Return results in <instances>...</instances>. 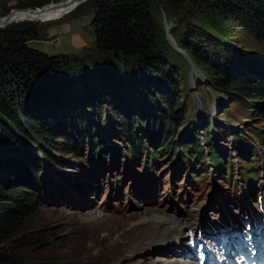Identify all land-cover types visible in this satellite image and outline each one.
Masks as SVG:
<instances>
[{
    "label": "trees",
    "instance_id": "1",
    "mask_svg": "<svg viewBox=\"0 0 264 264\" xmlns=\"http://www.w3.org/2000/svg\"><path fill=\"white\" fill-rule=\"evenodd\" d=\"M185 1L187 0H165L171 7L178 6ZM188 1L199 6L205 5L214 13L232 18L240 32L251 37L264 50V0ZM152 3L153 0L92 1L94 17L91 25L95 34L94 51L101 59L100 62L103 64H105L104 62L110 64L115 62L120 65L122 63L128 64L129 60H131L130 62L135 61L137 65L132 64V66L142 68V71L149 78L158 79L162 85L173 88V91L170 92L168 87L160 89L158 84L152 88L150 85L142 86L145 88L141 91L142 93H135V95H139L137 100H141V102L134 100L137 105L133 109L129 106L128 109L124 107L127 99L125 96H128L129 99L132 91L124 93L132 89L138 81L131 85L129 79L119 78L117 81L118 88L113 90L115 92L113 94L107 88L104 75L100 73L98 76L100 83L95 81L96 85L91 84L98 87L96 92L102 93L105 87L108 89L101 96L98 93L95 94L96 103L100 106L101 114L100 111L98 114L102 116L103 126L102 124L99 125V120L95 115H92L88 122L80 116L82 113L79 109H77L79 113L74 110V112L67 114L64 110L63 115L57 113L52 115L51 123L55 126L53 129L44 125L37 113L41 114L43 118L45 113H52L53 109L47 108L46 103L59 88L60 91L63 90V83L60 79H63L64 75L67 74L65 68L68 67L69 71L71 67L74 69L76 65L72 60L76 61V59L71 60L67 55L48 56L29 47L27 45L29 41L40 39V28L33 22L11 23L0 28V173L5 174V179L0 180V264H31L23 255L19 254L20 250L35 246L47 248L48 234L41 230L35 231L25 228L30 214V202L38 198L36 187H46L50 181L53 182L51 175L45 174L44 168L47 169L48 164H58L57 159L52 153H49L50 151L43 152L40 144H37V139L52 146L58 144L57 141H61L62 143L59 142L60 144H58L60 149L57 152L74 155H77L79 149L87 142L91 151L90 157L93 158L97 154L111 153V157L112 155H119L127 149V145L129 152L134 156L142 155L147 148L146 153L153 150L152 154H154L155 150L161 147L167 149L178 147L177 142L174 141L173 132L180 125L186 123L185 109L184 111L183 109L180 111L176 109L177 106H180L178 104L181 101L178 87L179 84H183L182 81L177 82L176 72L172 75L168 74L169 64L158 54L156 38L153 34L155 23L152 21L151 15ZM44 4H47L46 0L26 1L23 4H18V6L16 4L6 6V9L2 11H5L4 14H6L13 7L26 8ZM187 30L186 36L191 37L197 43L196 45L209 47V52L212 53V55H205V52L197 48L196 45H190L186 42L178 43L196 68L203 73V76H206L204 78L207 81L208 77L213 80V86L206 84L211 94L226 104L229 99L237 102L236 105L244 111L250 110V101L258 98L264 99V71L257 62H254L255 65L253 66L255 67L250 65H247L248 68L242 67V55L237 57L240 53L238 49L217 48L219 41L214 36L198 29L188 28ZM215 32L218 33V36L221 35L220 29H216ZM223 51H225V55H223ZM257 60L264 61V57ZM68 62L70 63L68 64ZM62 66L64 67L62 68ZM144 94L147 98L144 101L146 105L142 104ZM203 95L204 93L199 94L200 98ZM114 96V99H117L116 101L123 106L117 108L116 105L115 111L110 107L109 101ZM222 96L228 97L227 100ZM65 99L63 98L64 101ZM70 100L75 101L76 95L72 96ZM182 102L184 107H190L193 110L190 104H186L185 99ZM219 106L221 107V105ZM84 107L86 110L93 111L88 104ZM135 108L136 110H134ZM210 115L211 120L212 114L210 113ZM227 115L230 116V114ZM18 118L22 121H19ZM92 120L97 126H95L96 130L91 124ZM242 122L243 127L248 128L247 131L254 132L260 140L263 138L261 133L251 126L249 129V125L243 120ZM209 123L207 119L202 122L206 128H203L204 141H200V134L197 131L195 134L194 128L190 127V129L186 128V131L183 130L180 143L183 148L195 152L201 160L205 159L203 152L206 148L210 160L217 169L220 158L211 141V134L216 136V133L210 132ZM211 123L213 125L216 122ZM235 123L239 122L235 120ZM216 125L215 128L222 133L218 123ZM26 127L31 130H27ZM118 127L126 135L124 141L122 140L126 146L121 152H118L119 149L113 152L111 150L116 148L115 146H119L116 143L119 142L118 138H121ZM170 128H172L171 132L169 131ZM142 129L145 134L140 138L139 131L142 132ZM230 129L234 137L247 139L238 127H230ZM28 140L32 143L36 142L38 148H32ZM145 140L147 143L144 145ZM31 153H35L37 160L31 156ZM40 153L43 160L40 158ZM25 173L26 175H24ZM2 182L23 183L26 187L24 189L5 190ZM252 188L255 189V185ZM68 263L62 259L49 258L41 260L38 264Z\"/></svg>",
    "mask_w": 264,
    "mask_h": 264
},
{
    "label": "rangeland",
    "instance_id": "2",
    "mask_svg": "<svg viewBox=\"0 0 264 264\" xmlns=\"http://www.w3.org/2000/svg\"><path fill=\"white\" fill-rule=\"evenodd\" d=\"M7 1H12L13 5L16 4L18 6V4H23L26 1L36 0H0V17H3L7 14H4L5 11H2L6 9L8 3ZM51 1L60 2L61 0H46L47 3ZM92 1L93 0H87L86 2L80 4L72 12L67 13L58 20L56 19L46 22L23 20L12 22V24L19 22H33V24L38 25L40 28V39L29 41L27 43L29 47L37 49L48 56L67 55L71 60L76 59V61L72 60L76 65L74 66V69L71 67L69 71L68 67L65 68L67 74L64 75L63 79H60V81L63 83V90L60 91V88L58 91L54 90L56 91L54 96L50 97L48 102L46 101V107L48 106L47 108H52V113H45L43 118L41 114H38L37 111L33 109V111L37 113V116H39L38 118H41V122L51 129L55 127L51 123L52 115L55 113L63 115L64 110H66L67 114L74 112V110L76 113H79L77 109H79L80 113H82L80 116L85 118L88 122L91 120L92 115H95L99 120V125L102 124L103 126L101 118L102 116H100L101 110L99 104L96 103L95 94L98 93L99 96H101L107 92L108 89L111 90L113 94H115L113 90L118 88L117 81H119V78L129 79L131 85H134V83L138 81V83L133 87L135 91L133 88L129 91L124 90V94L132 91L129 99L128 96L123 94L125 97H127L124 107L128 109L129 106L133 109V107L137 105V101L139 103L141 102V100H137L139 95H135V93L138 92L140 94V92L145 89L142 88V86L146 87L147 85H150L152 88L158 84L160 89L168 87L167 89H169L170 92L171 90L173 91V88H170V86L167 85H162L158 79L149 78L148 75L142 71V68H135V66H132V64H136L135 61L130 62L131 60H129L127 62L128 64L122 63L120 65L115 62H111L112 64L106 62L103 64L100 62L101 59L98 58L96 52L94 51L95 34L91 25V21L94 17ZM209 9L210 8H207L205 5H195V3L188 0L175 7L169 6L165 0H153L152 3L151 15L152 21L155 23V31L153 34L156 38L155 42L156 48L159 51L158 54L169 64L168 74L172 75L176 72L175 76L177 82L180 83V81H182L183 84H179L178 87L181 103L179 102L178 105L180 106H177L176 109H179V111L182 109L184 111L185 109L186 123H184V125H180L176 130L177 132H173L174 141L180 144V136L183 134V130L186 128L190 129V127L194 128L195 134L196 131L198 134H200V141H202L203 136H205L203 135L202 130L203 128L206 129L202 125V122L207 119L208 122H210V132L216 133V136L211 134L212 144L219 146L218 150H222L224 154H226L234 141L236 154L242 160L250 164V166L254 168L255 171H258L259 179L257 180L255 187L258 188L260 192H262L264 188V180H261L260 178L262 176L264 177V165L262 162L264 158L261 160L259 159V166H256L257 156L259 154L255 148L249 145V142L255 138L260 143L264 144V99L258 98L257 100L250 101L251 108L248 111H244L241 107L236 105L237 102L230 101V99L227 104L226 102L223 103L222 100H218L214 94L210 93V89L206 85L211 84L213 86V80L208 77L207 81V79L204 78L206 76L202 77L203 73L196 68L195 64L191 60L187 61L185 56L186 52L180 47L178 43L186 42L190 45H196L197 43L193 41L191 37L186 36V31H188V28L198 29L201 32H207L211 36H214L215 39L219 41V43H217V48L222 47V49L229 48L231 50L238 49L240 53H238L237 57L242 55V67L245 66L248 68L249 66L247 65L253 66L255 65L254 62H257L263 71L264 62L258 61L257 59L264 57V50H262L260 48L261 46L255 43L251 37L243 35V33L240 32L236 22L232 18L225 17L223 14L214 13L213 11H210L211 9ZM216 29H220V36H218V33L215 32ZM55 39H57V43L54 41ZM171 39L173 41H171ZM196 46L205 52V55H212V53L209 52V47L202 45ZM223 52V55H225V51ZM69 63L70 62H68V64ZM63 67L64 66H62V68ZM100 73L104 75L108 88L107 89L105 87L102 93L96 92L98 87L92 86V84L96 85L95 81L100 83L98 77ZM200 76L206 81L205 84H201L204 80H202ZM192 78L196 84V87H200V92L204 93L200 102H196V108H198V110L200 109L201 112V106L204 107L202 113H200L197 109L193 112L190 107H184L182 102L184 99L186 104H190V102H192V95L187 96L184 93L185 84H193V82L190 81ZM91 80H93V82H91ZM59 85L61 86V83ZM174 91L177 94L176 90ZM74 95H76V100H70ZM194 95L200 97L195 91ZM222 97L226 100L228 98L224 96ZM63 98H66L65 101ZM114 98L115 96L111 99L109 98L110 107H112L113 111L116 110V105L117 108L123 107L116 101L117 99ZM146 99L147 98L144 94L142 97V104L146 105L144 102ZM214 102H216L218 106L221 105V107L213 105ZM87 104L93 111H90L89 109L86 110L84 105ZM134 110H136V108ZM99 111L100 114H98ZM212 111L215 112V118L211 117L210 120L209 115ZM226 113L230 114V116H228ZM18 120L22 121L19 118ZM235 120L239 123H235ZM242 120L244 123L249 125V129L251 126L253 129L261 133L263 138L260 140V138H258L254 132H251V130L246 131L242 125ZM211 122L216 123L212 125ZM217 123L222 133H220L219 130L215 128ZM91 124H93L94 130H96L97 126L93 123V120ZM234 125H237L238 128L241 127L240 129L247 139H243L238 136L237 138L236 136L234 137V135L230 132V127H234ZM99 127L102 129L101 126ZM26 129L29 130L30 128L26 127ZM115 129H117V127H115ZM169 131L171 132L172 128H170ZM118 133L121 138H118L119 142L116 144L119 146H115L116 148L111 150L113 152L118 149L120 150L118 152H121L123 151V147L126 146L122 142V140L124 141L126 135L120 127H118ZM139 133L140 138H142L145 134L143 129L142 132L139 131ZM55 134H57L56 131ZM37 140L39 142H37V144H40V148H42L43 152L50 151L49 153H52V155L58 161L57 165H49L47 163L48 168H44L45 174H50L53 178V182H59L66 193L74 200L80 201L83 205L87 204L89 201L84 197V194L87 191L94 190V183L96 181L94 171L90 166H87L90 164L89 157L91 153L88 143L85 142L84 146L79 149V153L74 155L60 154L57 152L60 149L58 144H60L59 142L61 141H57L58 144L52 146L51 144H46L40 139ZM28 142L31 144L32 148H38L36 142L32 143L30 140H28ZM146 143L147 141L145 140L144 145ZM126 148L127 149H125V153L123 152L121 156H126L125 159H123L125 162L129 163L130 168L124 161L119 163L107 161L99 163L97 167L100 169L101 175L105 171V176H122L123 179L128 176L129 172L131 174V167L135 168L134 173L127 177L128 181L124 184L120 198L121 201L117 207L121 210L120 212L124 211L126 213H137L120 215L103 213V203L101 202V199H103L102 196L98 197V201H95L96 199L93 200V203L87 208H83L81 205H75L71 203L70 200L67 201L64 195H57L54 198L44 196V193L40 190L41 187H36V189H39L40 191L38 198H41L42 201L39 199H34L30 202V214L28 216V221L25 228L30 230L33 229L35 231L41 230L45 234H48L46 240L47 248L43 249L41 247L35 246L21 249L19 254L23 255L27 262L31 264H38L41 260L55 258L69 262L68 264H130L131 262L132 264H159L162 259L140 260L141 258L134 257L135 255L142 254V249H144L146 245L149 244H141L138 242L145 238H149L151 234V227L152 232L154 233L156 225H167V223H169V226L165 232L167 234L176 232L183 227L181 222L182 217L179 216V219L175 217L178 215V212H180L179 215H183L186 209L196 206L199 201L208 200L212 191L219 189V191H227L230 193V187L228 186V183L222 181L220 176H213L215 184L212 189L208 190L209 193L205 194L204 196L201 195L200 197L192 196L190 199H188L186 196V190H194L195 187L192 184L186 185L185 183H182V177H178L174 180V185H170L168 176L171 170V167L169 166L171 160L163 159L162 156L157 157V164L152 166L150 169L151 172H148L144 167V160L140 162L139 158H132L128 152V145ZM31 156L34 158L37 157L35 153H31ZM40 158L43 160L41 153ZM174 160L175 159H173V161ZM235 162L242 166L237 159H235ZM145 164L147 165V163ZM204 172L205 170L202 169L199 172L200 175L198 177L201 178V174ZM260 174L262 175L260 176ZM24 175H26V173ZM146 176H151L156 185V180H158L159 183L157 187L155 185L151 187H145V185H141L140 178L145 177L146 181L148 179ZM20 178L24 179V177L21 176ZM1 179H5V174L0 173V180ZM232 182L236 186V193H240V187L238 186V183L235 180ZM2 183L5 190H10L12 188L24 189L26 187V185L23 183ZM128 183L129 185H127ZM230 185L233 187L232 183ZM142 186L149 194L142 191ZM181 188L185 189L180 190ZM147 189L149 190L147 191ZM127 196L129 197L128 200L131 203L139 202L141 200H144L147 203L150 199H153V201L150 200L149 202L152 205L159 204L160 206L144 208L147 206H142L139 204V209H128L125 206V199ZM233 202H237V200ZM236 207L238 211H243L244 209L242 205H238ZM182 210L183 213H181ZM113 211L114 208H109L107 210V212ZM174 211L177 213H172ZM190 212L194 213L193 211ZM162 213L172 214L170 217H166L163 220H158L157 222L148 221L149 223L135 226L129 230L131 224H137L150 220L153 218V216L162 215ZM209 224L210 222H203V225ZM154 239L158 240V243L163 242L169 245L178 246L180 243H182L175 241L170 236H165L163 238L157 237ZM131 242L137 244L130 245ZM158 243L153 242L154 245ZM175 262L178 263L177 261Z\"/></svg>",
    "mask_w": 264,
    "mask_h": 264
},
{
    "label": "bare ground",
    "instance_id": "3",
    "mask_svg": "<svg viewBox=\"0 0 264 264\" xmlns=\"http://www.w3.org/2000/svg\"><path fill=\"white\" fill-rule=\"evenodd\" d=\"M87 0H71L69 3H66V0H61V3L59 5H54L56 4L57 2L55 1H51L49 5H51L50 7L46 8L47 10H45V12L41 15H33V16H25L26 13L24 12H17L15 14V16L12 18V21H15L16 19L20 20V19H30V20H33V21H51V20H58L59 18L63 17L64 15H66L67 13H70L72 12L74 9H76L80 4L86 2ZM2 22V21H0ZM186 58H187V61L190 60L188 58V56L185 54ZM264 62V61H263ZM190 73V72H189ZM203 77V75H202ZM200 76V78L202 80H204ZM193 82L190 83V84H185V88H184V93L187 95V96H191L192 97V102H190V105L191 107L193 108V111H196V109L198 110V108H196V102H200L201 98L194 95V91L198 94H202L200 92V87H196V84L193 80V78L190 80ZM205 80L201 83V84H205ZM197 84H198V81H197ZM192 93V94H191ZM198 97V98H197ZM218 98V97H217ZM194 101V102H193ZM213 105H216L218 106V104L216 102L213 103ZM202 112H203V109L204 107H202ZM209 109V108H208ZM200 113H202L200 111V109L198 110ZM214 125V123H213ZM246 131L248 130V128L245 129ZM204 131V130H202ZM204 135V134H203ZM204 141V136H203V140ZM204 145V144H203ZM205 146V145H204ZM50 165V164H49ZM46 183H48V180H46ZM145 183V184H144ZM144 183L142 185H145V187H151V186H154L153 184V180L151 177H148V179L146 181H144ZM149 189H147L148 191ZM241 197H244L243 195ZM159 218L158 220H163L165 219L166 217L162 215V217H157ZM150 234V233H149ZM151 236V237H150ZM149 238H145L143 239L142 241H139L138 243H141V244H148L150 242H154V243H158L159 241L154 239L153 238V232H152V227H151V234H150ZM160 243H163V242H160ZM134 244H137V243H133L131 242L130 245H134ZM172 264H178L176 263L175 261H173Z\"/></svg>",
    "mask_w": 264,
    "mask_h": 264
},
{
    "label": "water",
    "instance_id": "4",
    "mask_svg": "<svg viewBox=\"0 0 264 264\" xmlns=\"http://www.w3.org/2000/svg\"><path fill=\"white\" fill-rule=\"evenodd\" d=\"M70 1L71 0H66V3H69ZM60 3H61V1L57 2L54 5H59ZM49 4H50V2L47 4H44L42 6H35V7H26V8H15V7H13L9 10V12L6 15H4L3 17H0V21H2V22H0V28H3L5 26L9 25L12 22H18V21H23V20L32 21V20L27 19V18L26 19L25 18L20 19V20L16 19L15 21H12V18L15 16V14L17 12H24V13H26L25 16H33V15H38V14L41 15L45 12V10H47L46 8L51 6ZM171 41H173V40L171 39Z\"/></svg>",
    "mask_w": 264,
    "mask_h": 264
},
{
    "label": "crops",
    "instance_id": "5",
    "mask_svg": "<svg viewBox=\"0 0 264 264\" xmlns=\"http://www.w3.org/2000/svg\"><path fill=\"white\" fill-rule=\"evenodd\" d=\"M3 1V0H2ZM8 2V1H7ZM13 5V3H12V1H9L8 3H7V6H12Z\"/></svg>",
    "mask_w": 264,
    "mask_h": 264
},
{
    "label": "built area",
    "instance_id": "6",
    "mask_svg": "<svg viewBox=\"0 0 264 264\" xmlns=\"http://www.w3.org/2000/svg\"><path fill=\"white\" fill-rule=\"evenodd\" d=\"M57 43V39L54 40Z\"/></svg>",
    "mask_w": 264,
    "mask_h": 264
}]
</instances>
